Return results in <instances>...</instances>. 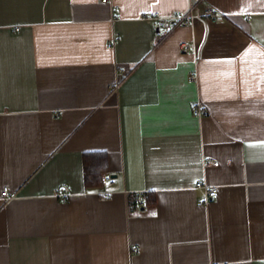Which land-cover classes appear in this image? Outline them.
I'll return each instance as SVG.
<instances>
[{"label": "crops", "instance_id": "0c3cea01", "mask_svg": "<svg viewBox=\"0 0 264 264\" xmlns=\"http://www.w3.org/2000/svg\"><path fill=\"white\" fill-rule=\"evenodd\" d=\"M0 264H264V0H0Z\"/></svg>", "mask_w": 264, "mask_h": 264}, {"label": "built area", "instance_id": "2783aa9c", "mask_svg": "<svg viewBox=\"0 0 264 264\" xmlns=\"http://www.w3.org/2000/svg\"><path fill=\"white\" fill-rule=\"evenodd\" d=\"M145 19H148L150 21H158L160 22V29H163L167 33L182 26H192L196 18L198 17L195 15V8H192L187 11H181V12H173L167 16L161 15L159 12H153V14L144 15ZM201 17L208 19V20H214L216 22H223L225 20L224 16L219 13L214 7L210 6L205 9V12ZM190 46L185 44L184 48H189ZM205 110L201 107L195 109L194 115L197 117H200L201 115L205 114ZM214 167L219 166L220 162H212L211 163ZM105 183L107 185L106 189L102 191V195H105L106 197H110L112 195V192L109 191V188L112 187V180L109 178V176L104 177ZM197 187L204 188L207 191L208 199L210 200H217L219 198V190L215 187H210L203 182H199L197 184ZM61 200L67 201L70 198V191L68 187L62 188L57 194ZM2 197L3 198H10V192L9 188L5 187L2 191ZM137 205L143 206V201L138 199L136 201ZM134 251H137L136 248H134Z\"/></svg>", "mask_w": 264, "mask_h": 264}, {"label": "trees", "instance_id": "16d2710c", "mask_svg": "<svg viewBox=\"0 0 264 264\" xmlns=\"http://www.w3.org/2000/svg\"><path fill=\"white\" fill-rule=\"evenodd\" d=\"M86 190L97 191L104 185V176L109 174L108 154L106 152H86L83 158ZM135 202V200H134ZM155 194L146 196L145 207L155 205Z\"/></svg>", "mask_w": 264, "mask_h": 264}]
</instances>
